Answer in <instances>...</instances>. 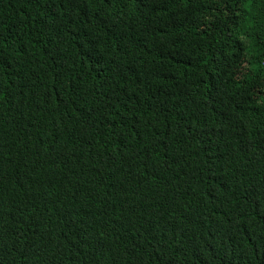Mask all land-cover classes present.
I'll list each match as a JSON object with an SVG mask.
<instances>
[{
  "label": "trees",
  "instance_id": "trees-1",
  "mask_svg": "<svg viewBox=\"0 0 264 264\" xmlns=\"http://www.w3.org/2000/svg\"><path fill=\"white\" fill-rule=\"evenodd\" d=\"M0 264H264V0H0Z\"/></svg>",
  "mask_w": 264,
  "mask_h": 264
}]
</instances>
